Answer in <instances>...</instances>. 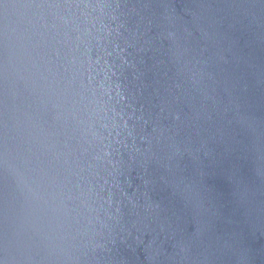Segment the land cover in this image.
I'll list each match as a JSON object with an SVG mask.
<instances>
[{
  "label": "water",
  "instance_id": "water-1",
  "mask_svg": "<svg viewBox=\"0 0 264 264\" xmlns=\"http://www.w3.org/2000/svg\"><path fill=\"white\" fill-rule=\"evenodd\" d=\"M0 264H264V0H0Z\"/></svg>",
  "mask_w": 264,
  "mask_h": 264
}]
</instances>
